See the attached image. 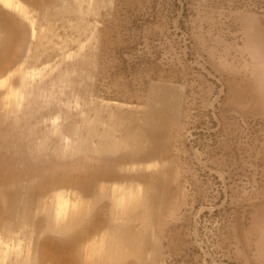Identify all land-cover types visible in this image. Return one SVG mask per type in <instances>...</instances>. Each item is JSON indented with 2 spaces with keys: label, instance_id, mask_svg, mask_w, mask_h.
I'll return each mask as SVG.
<instances>
[{
  "label": "rangeland",
  "instance_id": "374dc122",
  "mask_svg": "<svg viewBox=\"0 0 264 264\" xmlns=\"http://www.w3.org/2000/svg\"><path fill=\"white\" fill-rule=\"evenodd\" d=\"M125 258L264 264V0H0V264Z\"/></svg>",
  "mask_w": 264,
  "mask_h": 264
},
{
  "label": "bare ground",
  "instance_id": "6f19581e",
  "mask_svg": "<svg viewBox=\"0 0 264 264\" xmlns=\"http://www.w3.org/2000/svg\"><path fill=\"white\" fill-rule=\"evenodd\" d=\"M152 217V216H151ZM137 220H135V221H137L138 223H143V226H145L144 225V221H148L147 220V217H143V215L140 217V216H138V218H136ZM155 219V218H154ZM156 220V219H155ZM152 221V220H151ZM154 222V221H153ZM149 223V222H148ZM146 224V223H145ZM143 226H138L137 225V227H136V229H139V230H137L140 234L142 233L143 235H145V232L146 231H143L142 232V230H143ZM147 226V225H146ZM158 226V225H157ZM156 227V226H155ZM159 228V227H158ZM145 230H147V229H145ZM154 230H157V229H155L154 228ZM158 231V233L160 232L159 230H157ZM152 232H154V231H152ZM152 232H150V233H152ZM149 233V234H150ZM154 234V233H153ZM156 234V233H155ZM146 235H148L147 234V232H146ZM157 236H158V234H156ZM154 237H155V235H154ZM160 237V236H159ZM159 237H157V238H159ZM133 242H131V244L130 245H135V244H138L137 242H134L135 244H132ZM137 246V245H136ZM132 247V246H131ZM135 246H133L132 248H134ZM138 249V248H137ZM138 252H140V251H138ZM139 254V253H138ZM85 255V254H84ZM154 255V254H153ZM57 256L58 257H62L60 254H57ZM116 256H118L119 257V255H116ZM122 256H124V255H121L120 257H122ZM151 256V255H150ZM120 257H119V259H120ZM125 257V256H124ZM117 258V257H116ZM123 258V257H122ZM141 258V257H140ZM63 259V258H62ZM121 261H122V259H120ZM124 260V264H130V262H131V259H128V258H125V259H123ZM47 261H45V260H43V263H46ZM152 262H154V260L152 261ZM48 263H50V262H48ZM132 263V262H131ZM143 264V261L141 262L140 260H139V264ZM30 264V263H29Z\"/></svg>",
  "mask_w": 264,
  "mask_h": 264
},
{
  "label": "trees",
  "instance_id": "16d2710c",
  "mask_svg": "<svg viewBox=\"0 0 264 264\" xmlns=\"http://www.w3.org/2000/svg\"><path fill=\"white\" fill-rule=\"evenodd\" d=\"M218 192H220V194H219V199H218V201H220V198H221L225 193H224L223 190H220V189L218 190ZM218 201H217V202H218Z\"/></svg>",
  "mask_w": 264,
  "mask_h": 264
}]
</instances>
